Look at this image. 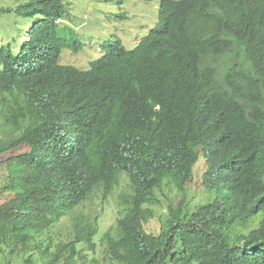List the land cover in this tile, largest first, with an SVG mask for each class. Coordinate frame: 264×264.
Segmentation results:
<instances>
[{
    "label": "trees",
    "instance_id": "16d2710c",
    "mask_svg": "<svg viewBox=\"0 0 264 264\" xmlns=\"http://www.w3.org/2000/svg\"><path fill=\"white\" fill-rule=\"evenodd\" d=\"M12 13L32 21L0 44L1 188L13 193L0 264H264V0H160L134 50L118 40L87 70L61 64L63 0L0 9ZM200 158L224 198L170 205L148 233L156 194L185 189ZM124 178L125 208L97 242L87 204Z\"/></svg>",
    "mask_w": 264,
    "mask_h": 264
},
{
    "label": "rangeland",
    "instance_id": "374dc122",
    "mask_svg": "<svg viewBox=\"0 0 264 264\" xmlns=\"http://www.w3.org/2000/svg\"><path fill=\"white\" fill-rule=\"evenodd\" d=\"M30 0H0L1 8H16ZM70 17L63 21L60 30L72 29L75 45L72 49H65L62 57V65H72L81 70H87L91 62L100 59L108 50L109 46L120 40L127 50H133L139 41L159 23L160 0L144 2L142 0H125L122 5L115 2H104L95 0H63ZM28 18H22L15 13L2 14L0 16V44L15 41L19 44L29 27ZM6 37V38H5ZM68 42L72 39L70 33L66 34ZM75 49L78 52H73ZM1 138V135H0ZM27 148H19L12 154H23ZM192 180L185 189L173 186H165L164 191L156 194L159 202L152 206L154 218L145 224V230L150 234H159L164 220L169 214V206L176 208L180 203L190 207L191 212L196 211L202 205L215 200H221L224 193L218 191H207L204 186V174L206 164L203 158L193 167ZM5 172L0 171V205L13 198V193L1 188L4 184ZM126 178L107 198L98 192L88 202L90 212L100 215L99 231L95 241H99L103 234L114 226L119 211L125 208L121 202L123 196L130 192ZM225 188H223V191ZM250 223L244 227L237 223L233 227L231 235L239 236L248 233L257 225Z\"/></svg>",
    "mask_w": 264,
    "mask_h": 264
},
{
    "label": "clouds",
    "instance_id": "9594fccd",
    "mask_svg": "<svg viewBox=\"0 0 264 264\" xmlns=\"http://www.w3.org/2000/svg\"><path fill=\"white\" fill-rule=\"evenodd\" d=\"M95 1H103V0H95ZM104 2H110V1H104ZM116 3V2H115ZM66 11H67V9H66ZM70 17V13L67 11V15H66V17H63L62 19H60L59 21H58V24H59V26L60 25H63V21H65L66 19H68ZM60 28V27H59ZM62 31V33H63V36L64 37H66V34L67 33H70L71 35H72V39L70 40V42H68V40H67V38H66V40H67V42L68 43H66V45H67V47L65 48V49H72L73 47H74V45H75V40H74V33L72 32L73 30L72 29H69V30H61ZM150 32V31H149ZM140 42V41H139ZM122 43V42H121ZM123 44V43H122ZM139 44V43H138ZM137 47V46H136ZM64 49V50H65ZM64 50H63V52H64ZM134 50V49H133ZM63 52H62V54H63ZM74 52V51H73ZM62 57V56H61ZM72 66V65H71ZM199 162V161H198ZM205 164H206V161H205ZM194 171V170H193ZM206 172H207V166H206ZM205 172V173H206ZM204 186H205V184H204ZM224 188V187H223ZM223 188L221 187V189L220 190H214V191H218V192H222V193H224V191H223ZM208 191V190H207ZM224 198V197H223ZM222 200V199H221ZM216 201V200H215ZM214 202V201H213ZM211 203V202H210ZM253 222H255L254 224H256L257 226L255 227V228H257L258 227V222H259V218H256L255 220H253L252 222H251V224H253ZM250 225V224H249ZM255 228H253V229H255ZM253 229H251V230H253ZM250 231V230H249ZM232 232H233V229H232ZM231 232V233H232Z\"/></svg>",
    "mask_w": 264,
    "mask_h": 264
}]
</instances>
